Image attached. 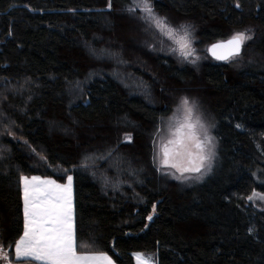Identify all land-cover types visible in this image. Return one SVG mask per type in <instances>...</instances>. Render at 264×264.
<instances>
[{"label": "trees", "instance_id": "trees-1", "mask_svg": "<svg viewBox=\"0 0 264 264\" xmlns=\"http://www.w3.org/2000/svg\"><path fill=\"white\" fill-rule=\"evenodd\" d=\"M130 2L0 0V246L18 264L20 177L71 175L79 252L106 253L115 264H135V252L154 254L157 264H264V213L246 200L264 192V0H152L157 13L190 23L200 44L254 28L246 47L263 59L235 74L205 62L196 77L171 56L149 58L170 90L200 85L209 96L216 161L191 186L160 177L151 161L152 130L173 101L143 77L151 103L90 60L121 28ZM81 81L84 99L74 100L71 86ZM88 130H98L103 146L84 137ZM108 153L93 168L80 163Z\"/></svg>", "mask_w": 264, "mask_h": 264}, {"label": "snow or ice", "instance_id": "snow-or-ice-1", "mask_svg": "<svg viewBox=\"0 0 264 264\" xmlns=\"http://www.w3.org/2000/svg\"><path fill=\"white\" fill-rule=\"evenodd\" d=\"M239 6L236 5L237 8ZM135 7L141 8L146 14L141 19L150 25L154 24L162 31L166 30L169 37L177 31L164 18L156 16L151 0H139L138 3L134 0V7H130L129 11H134ZM179 29L183 31V35L176 43L179 45L180 54L187 59L194 51L189 39L190 26L180 25ZM251 39L252 36L247 30L237 31L227 41L213 44L208 51L218 60H227L239 55L242 46ZM196 109L194 101H190L188 97L180 98L177 111L183 112V120L175 127L174 139L168 140L162 148L161 164L179 172L180 177L177 178L184 177L185 173H197L199 175L196 178L199 179L204 172L211 169L215 156L213 138L208 134V128ZM127 139L130 140L131 137ZM153 143L155 145V139ZM20 183L23 193V232L15 240V259L18 264H31L33 261L39 264H113L106 254L77 251L71 175L67 177L66 184H58L55 180L42 179L39 176H21ZM248 198L252 199V196ZM260 198L264 199V194H261ZM148 219L151 220L152 216L149 215ZM134 255L137 264H154L151 256L141 253ZM10 256L11 253L5 252L0 246V259L5 260L6 264H12Z\"/></svg>", "mask_w": 264, "mask_h": 264}, {"label": "rangeland", "instance_id": "rangeland-1", "mask_svg": "<svg viewBox=\"0 0 264 264\" xmlns=\"http://www.w3.org/2000/svg\"><path fill=\"white\" fill-rule=\"evenodd\" d=\"M135 2L138 3L139 0H135ZM130 7H134V0H131L129 7L126 10V12L128 13L127 17L120 18V30L117 29L114 33H112L110 39H104V48L94 51L90 50V54L94 56L93 58H90V60L94 61V64H96L97 66L101 65L100 67L107 68V70L105 71L109 72L111 75L117 78L126 90L133 94L145 97L149 102H154L155 97H153V93L151 92L150 86L144 79L145 77H147V79L149 78L150 80H152V84H155L157 88H160L161 93H159L158 91V95H162L169 101H173L171 113L167 117L160 119L157 122L155 128L152 130L150 138L151 161L158 175L162 178H165L166 180L175 181L181 186H191L200 183L212 171L216 161L218 147L217 140L214 136L215 121L209 110V96L200 85L191 86L187 84H182L179 88H176L175 91L170 90V85H167L165 84V82H163L162 76L155 69V67H153V65L151 64L152 62L149 58H151L154 54H163L171 56L178 65L191 67L195 71L196 77H199L200 67L205 62L225 63L229 65L231 74H235L238 70H241L245 66L262 63L263 59H261L255 54H252L250 50L246 47L251 41L250 40L242 46L239 55L232 56L227 60H217L208 51L209 46L212 43H198V38L195 35L196 32L191 27L190 23L182 22L180 19H176L172 15H161L153 9L156 16L164 18L172 28L177 30L172 37H169L166 34V30L162 31L161 29L157 28L154 24L150 25L149 23H146L145 20L141 19V17L146 15L141 10V8L135 7L134 11H129ZM180 25L190 26L191 35L189 39L191 40V48L194 51L192 56L187 59H185L180 54L179 45L176 43V40L183 35V31L179 29ZM244 30H247L248 34L251 35L252 38L255 36L254 28L249 27ZM234 33L230 34L229 37L224 40L230 39ZM135 54H139L141 58ZM136 69L143 74L142 77L136 74ZM96 71L100 70L96 68V70L88 72V75L86 77L87 80H90L91 78L96 76ZM83 85L84 82L81 81L76 83V85L71 86L70 95L74 98V100L79 98L84 99ZM181 97H188L190 101L195 102L197 106L196 112L197 114H200L202 116V119L208 128V134L213 138V143L215 144V156L212 161L211 169L209 171L204 172V174L200 176L199 179L196 178L199 175L197 173H185L184 177L187 178H177L180 177L179 172L169 166H164L161 164V160L163 159L162 148L168 140L174 139L175 127L178 126L179 122L183 120V112L177 111V107ZM193 119H195V115L193 116ZM97 133L98 130H96V132L94 130H88V133H84L83 131L84 137L93 139V136H95L99 138L97 139L96 144H98V146H103L105 142L100 143L103 137L98 136L99 134ZM154 139L156 141L155 145L153 143ZM109 141V143H113L114 139H109ZM101 154L93 156H81L80 163L82 166L93 168V166L100 164V162L104 160L105 156H114L110 153L103 155ZM257 171L258 173L264 172V169L259 168ZM65 172L66 171L60 170L61 174H64ZM258 173L256 174V179L259 180L260 177ZM68 176L69 175H67L66 178ZM262 176L263 179L259 180L260 182L264 181V174ZM117 183L118 187H121L123 185H129L127 182H123L124 184L120 182ZM261 194H264V192L254 190L249 195L252 196V199H249L248 196L246 200L257 211L264 213V199L260 198ZM152 213L154 214V211ZM136 253H141L144 256L153 257L154 264H157L156 256L154 254H146L143 252H135L134 254ZM134 254V261L135 264H137V259ZM0 264H6V261L1 259Z\"/></svg>", "mask_w": 264, "mask_h": 264}, {"label": "crops", "instance_id": "crops-1", "mask_svg": "<svg viewBox=\"0 0 264 264\" xmlns=\"http://www.w3.org/2000/svg\"><path fill=\"white\" fill-rule=\"evenodd\" d=\"M33 176H39V175H32V176H26V177L31 178V177H33ZM39 177H41L42 179L47 178V179L55 180V179H53V178H51V177H43V176H39ZM55 181H56L58 184H66V183H67V178L65 179L64 182H59V181H57V180H55ZM21 198H22V212H23V193H22V186H21ZM72 208H73V224H74L73 184H72ZM22 232H23V231H22ZM90 254H96V255H99V254H106V253H100V252H97V253H90ZM106 255H107V254H106ZM12 256H13V258L15 259V245H14V247H13ZM107 256H108V255H107ZM108 257H110V256H108ZM110 258H111V257H110ZM15 260H16V259H15ZM111 260H112V259H111ZM112 262H113V264H115L113 260H112Z\"/></svg>", "mask_w": 264, "mask_h": 264}, {"label": "water", "instance_id": "water-1", "mask_svg": "<svg viewBox=\"0 0 264 264\" xmlns=\"http://www.w3.org/2000/svg\"><path fill=\"white\" fill-rule=\"evenodd\" d=\"M225 41H227V40H223V41H218V42H215V43H212L210 46H209V48L213 45V44H216V43H220V42H225ZM209 53L212 55V53L209 51ZM213 56V55H212ZM214 57V56H213ZM215 58V57H214ZM218 60V59H217Z\"/></svg>", "mask_w": 264, "mask_h": 264}]
</instances>
